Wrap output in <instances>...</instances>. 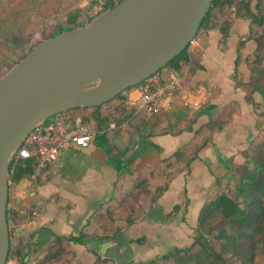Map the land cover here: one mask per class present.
I'll use <instances>...</instances> for the list:
<instances>
[{
  "label": "crops",
  "instance_id": "1",
  "mask_svg": "<svg viewBox=\"0 0 264 264\" xmlns=\"http://www.w3.org/2000/svg\"><path fill=\"white\" fill-rule=\"evenodd\" d=\"M236 13L230 16L232 21H229L227 32L221 26L203 30L201 42L190 45L198 67L192 74L193 80L206 95L208 90L213 102L210 108L217 111V118L226 122L224 133L215 134L216 151L212 146L205 147L191 165L190 177L183 180L179 176L171 184L179 191L205 189L212 182L210 170L217 167L219 156L230 154L235 143H242L237 138L246 133V127H257L254 125L259 119L257 114L264 113L263 84L256 85V89L250 84L264 67V62L260 67L252 64L259 43L249 38L251 21ZM262 45L259 54L264 56V41ZM193 101L197 100L193 98ZM175 105L171 101L165 110H176L175 117L179 119L177 113L184 110L180 107L182 104ZM164 115L166 113L160 112L158 118ZM186 115L184 111L179 120L184 121ZM154 117L134 116L117 130L115 126L113 132L110 126L104 130L94 127L97 136L89 148L64 151L53 165L38 175L35 172L31 178L10 185L9 221L15 222L13 229L9 225L10 248L21 256L11 257L9 264H20V260L25 264H63L65 259L62 262L59 259L66 257L68 251L73 264H127L138 247L132 240L140 230L144 236L155 240L160 233L166 234L165 181L156 186L155 190H164L158 200L131 226H119L107 233L110 224L105 225L104 234L92 237L94 240L86 244L68 241L81 234L91 239V221L132 198L140 184L150 188L158 172L156 167L165 171L163 162L167 150L176 148L177 141L190 140L188 132L166 140V133H157L152 126ZM206 118L204 114L199 116L200 121L205 122ZM235 129L243 130L236 133L239 130L235 132ZM60 239H63L61 244ZM153 243V248L157 247ZM151 250L144 251L150 254ZM95 253L101 256L99 262L94 261Z\"/></svg>",
  "mask_w": 264,
  "mask_h": 264
},
{
  "label": "water",
  "instance_id": "2",
  "mask_svg": "<svg viewBox=\"0 0 264 264\" xmlns=\"http://www.w3.org/2000/svg\"><path fill=\"white\" fill-rule=\"evenodd\" d=\"M212 1L108 0L105 12L42 41L0 78V264L10 248V165L28 133L58 114L98 108L159 73L200 33Z\"/></svg>",
  "mask_w": 264,
  "mask_h": 264
},
{
  "label": "rangeland",
  "instance_id": "3",
  "mask_svg": "<svg viewBox=\"0 0 264 264\" xmlns=\"http://www.w3.org/2000/svg\"><path fill=\"white\" fill-rule=\"evenodd\" d=\"M98 1L99 0H0V76L15 66L29 49L35 47L40 40L44 38V35L50 33V29L54 25H57L59 21L64 20L70 13L76 11H80V13L84 12L86 18L90 20L88 13L91 7H93ZM101 1L107 3V0ZM257 4L261 5V8L258 11L256 9ZM237 8L238 4L236 5V11ZM239 8L241 10L240 14H246V10L242 9L243 6ZM250 8L253 13L258 17H261L262 20L260 25H263L264 0L251 2ZM230 10L231 7H225L223 11L219 13L220 22L232 21ZM256 23L257 22H255V24ZM202 31L203 30L200 32L202 33ZM262 34H264V26H259L257 28L255 25L250 37L254 38L253 40L256 42L260 40L263 44V40H261ZM189 49L190 48L187 50V54L190 61L185 63L182 70L175 72V74H178V76L183 79L181 86L175 90L171 100L174 107L177 106L175 103L179 105L182 104L180 107H182V110L186 111L187 115L185 119H183L184 121L176 119L175 115H171V113H176V110L171 112V110H165V106H162L160 111L166 113V115L162 118H158V114L155 115L156 118L154 117V119H152V126L155 127L154 129L157 130V133L165 132L166 140L174 139L171 136L183 134L184 132L190 134V140L185 143H182L181 140L177 141L176 148L167 150L168 154H166V158L163 162L165 171L156 167L155 171L157 172L158 170V172L150 183V188H148L147 184H140L137 191L133 193L132 198L124 201L119 207L112 208V210L108 209L105 214L101 215V218L103 217L102 219L97 217V220L93 219L91 221V238L99 237V234H104L103 230L105 225L108 226L110 224L107 233H111L114 228L119 226H122L123 228L131 226L134 224L135 219L138 216L147 212L149 207L153 206V201L159 196V189L155 190L156 186L159 185V183H162L161 185H163L166 181V234L160 233L155 240L144 236L140 230V233L134 235V239L132 240V242L136 243L138 247L134 252V257L131 258L127 264L130 262L141 264L154 261L175 249L192 247L200 237L197 230V222L202 207L209 201L213 200L217 195L226 193L228 190L227 186L229 185V179L231 180V175L227 172L228 170L226 169V166H231V162L234 159H240V161H242L243 154L245 155L248 151L259 148V145H264L261 144L264 143V113L260 111L257 114V116H259L258 121L254 122V125L257 127H246V133L242 134V137L237 138L239 141L243 142L235 143V149H231V153H227L228 156L227 154L219 156L217 167L210 170V173L212 174V182L209 183L205 189L184 192L183 189L179 191L176 189L177 187L171 185L179 176H181L183 180H187V178L190 177L192 170L191 165H193V163L199 158L198 155L200 154V151L205 147L212 146L213 151H216L218 146L214 143L215 134L219 133L218 135H220V133H224L225 130V120L222 121L217 118V111L214 112L213 109L210 108L213 102L210 99L211 97L208 96V90L205 89L207 95L204 92L203 100H201V102L198 101L201 98V92L192 77V74L198 67L195 59L196 56L190 52ZM171 72L174 71L165 67L161 72L157 73V76L158 78L165 80ZM128 94L129 93L127 92L122 94L124 100L127 98L126 95ZM186 97L190 100L193 98L196 99V103L199 104L197 106L189 104L188 106L184 105L182 100ZM248 97L249 96L247 95V100ZM188 103L193 104L195 102ZM112 104L119 106V108L124 109L126 112L124 113L120 109V111L113 113L114 116H112V119L115 120V117L123 119L127 114L131 115L130 119L133 117L132 113L125 109L124 102L122 105L118 102H113ZM105 111L107 114L109 113L107 110ZM200 114L207 116L205 122L199 120ZM83 115L85 116V114H82L81 116ZM110 123L114 124L116 126V129L114 130H117L119 128L118 125H120V120ZM93 125H95V123H93ZM109 126L110 125L105 126L104 124L99 123L98 128L100 127L104 130L109 128ZM120 126H123V124ZM114 130L112 129L111 132ZM236 130L239 129H235L234 131L236 132ZM242 130L243 129H240L236 133H240ZM248 131H250V133L249 136L246 137ZM175 139L179 140L180 138L176 137ZM216 172H218V174H216ZM218 177L221 179V183L219 184ZM199 178L202 177L199 175ZM170 188H175V190L170 192ZM157 200L158 199L155 201ZM151 203L152 205H150ZM104 221H106V224H104ZM14 223L15 222L12 221V219L9 221V225L12 229L15 225ZM210 237V234L207 235L205 233L206 240ZM153 242H155L157 247ZM152 243L155 246L154 248ZM147 248H152L151 251L154 253L152 254L148 252L150 254H147L144 251ZM70 256L71 252L68 251L66 257H60L59 261L62 262L65 259L63 264H73L70 260L72 256ZM100 258L101 256L96 254L94 261L99 262L101 260ZM255 262L256 264H264V257L257 254L255 256Z\"/></svg>",
  "mask_w": 264,
  "mask_h": 264
},
{
  "label": "trees",
  "instance_id": "4",
  "mask_svg": "<svg viewBox=\"0 0 264 264\" xmlns=\"http://www.w3.org/2000/svg\"><path fill=\"white\" fill-rule=\"evenodd\" d=\"M121 1L113 0L115 4ZM231 3V0H213L201 23L200 30H210L221 26L227 32L229 21L220 22L219 13L225 7L230 8ZM108 6L109 2L107 0ZM241 6H243L242 9L246 10V14H240L241 10L239 7ZM250 7L251 2L239 4L236 15L251 21L249 31L251 35L255 25L257 28L259 26L262 27L260 25L262 19L253 13ZM260 8L261 5L257 4V11ZM89 22L90 20L86 18L84 12L80 13V11H76L70 13L64 20L54 25L50 29V33L44 35V38L39 43L64 31L84 26ZM255 22L257 23L255 24ZM249 38L252 39L250 36ZM261 38L264 41V34L261 35ZM258 43V50L254 53V61L252 62L255 67L262 66L264 62V56L259 54V51L262 50L261 46L263 48V45L260 40H258ZM33 48L29 49L21 59L31 52ZM188 61H190L189 56L187 50H185L178 57L174 58L167 68L178 72L182 70ZM250 84L255 89L256 85L261 86L263 84L264 87V67L261 69L258 77L252 78ZM261 92L264 93V90H261ZM113 102H118L122 105L124 96L119 95L114 100L98 108H82L70 112L80 116L85 114V116L83 115L81 117L92 125L95 123L94 127L97 130H102L100 128L101 126L98 128L99 123L107 126L111 124L110 122L116 120H120V125L129 122L131 116L129 114L123 119H120V117H115V120L112 119V116H114L113 113L121 109L119 106L112 104ZM105 110L111 115L109 116ZM90 111L91 113L88 115L87 112ZM121 111L126 113L124 109H121ZM172 114L175 115V112ZM141 131L142 129H140V133ZM242 158V161L240 159H232L231 166H226L227 172L231 175V180L229 179L228 181L227 192L217 195L202 207L197 222V230L200 237L195 244L189 248L175 249L163 255L160 259L141 264H256L255 256L257 254L264 257V145H259V148L248 151L245 155H242ZM36 166L37 161L35 159L13 160L10 165V185L16 184L23 179L31 178L36 172ZM218 178L219 184L221 183V179L220 177ZM163 191L160 188L158 195H161ZM10 214L11 211L8 208V221ZM205 233L211 235L206 243ZM62 240H59L60 244ZM88 240H94V238L90 239L84 234H81L79 237L69 239L68 241L74 244H86ZM20 256V252L17 250L12 251L9 248L7 263L11 257L20 258ZM20 264H25L24 260H20ZM129 264L135 263L130 262Z\"/></svg>",
  "mask_w": 264,
  "mask_h": 264
},
{
  "label": "built area",
  "instance_id": "5",
  "mask_svg": "<svg viewBox=\"0 0 264 264\" xmlns=\"http://www.w3.org/2000/svg\"><path fill=\"white\" fill-rule=\"evenodd\" d=\"M256 1L231 0L230 12L231 14L236 13L237 4ZM106 9L107 3L99 0L91 7L88 13L90 21L105 12ZM202 37L199 33L190 45L194 42H201ZM182 79L175 72L169 73L165 80L158 78L157 74L150 77L143 83L126 91L129 94L126 95L127 98L124 100L125 109L132 113L133 117L150 118L159 114L162 106L166 107L170 104L175 90L181 86ZM200 92L202 97L204 92ZM201 100L198 101L201 102ZM182 101L186 106L188 104L195 106L199 104L193 99H188V97ZM188 102L195 103L190 104ZM110 127L114 129L115 125L111 124ZM96 136L97 131L90 122H86L78 114L67 111L54 116L45 123L37 125L28 133L14 160L35 159L37 161L36 174L38 175L48 166L53 165L64 151L74 148H89L94 143Z\"/></svg>",
  "mask_w": 264,
  "mask_h": 264
}]
</instances>
